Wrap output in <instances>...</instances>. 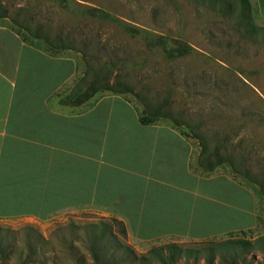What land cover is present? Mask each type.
<instances>
[{"label":"rangeland","instance_id":"1","mask_svg":"<svg viewBox=\"0 0 264 264\" xmlns=\"http://www.w3.org/2000/svg\"><path fill=\"white\" fill-rule=\"evenodd\" d=\"M226 1L233 2L234 14L203 0H0V25L50 55L71 57L76 75L82 70L80 50L99 57L100 63H114L109 82L133 90L122 97L140 114L146 105L159 109L158 124L187 134L198 174V137L211 161L217 154L231 159L237 170L226 162L211 175L204 173L217 176L210 183L185 185L182 195L168 192L182 206L177 221L164 222L163 228L188 231L190 237L137 241L125 223L126 234H121L114 213L73 210L43 221H0V247L5 248L0 264H76V258L91 264L87 232L95 225L100 230L102 223L109 227L106 238L115 237L138 257L168 244L197 251L196 242L206 238L214 243L246 240L254 246L246 264H264L258 242L264 237L263 197L243 177L249 171L264 181V18L255 0H248L247 20L240 16L238 0ZM160 38L174 40L177 44L169 45L185 48V54L169 57ZM30 248L35 249L31 262L26 259ZM109 248L116 258L124 255L113 244ZM206 254L199 253L196 262L195 255H181L176 264H206ZM131 264L160 263L148 258ZM212 264L226 263L216 257Z\"/></svg>","mask_w":264,"mask_h":264},{"label":"crops","instance_id":"2","mask_svg":"<svg viewBox=\"0 0 264 264\" xmlns=\"http://www.w3.org/2000/svg\"><path fill=\"white\" fill-rule=\"evenodd\" d=\"M255 2L264 18V0ZM76 72L71 57L50 55L0 25V221L97 209L118 215L137 241L190 237L163 228L182 206L168 192L182 195L183 186L217 176L192 174L191 144L169 126L141 125L120 96L80 111L58 105L54 97Z\"/></svg>","mask_w":264,"mask_h":264},{"label":"trees","instance_id":"3","mask_svg":"<svg viewBox=\"0 0 264 264\" xmlns=\"http://www.w3.org/2000/svg\"><path fill=\"white\" fill-rule=\"evenodd\" d=\"M203 1H207L211 5L216 4L222 10H228L230 13L232 12V14H234L236 10L233 6V2H227L226 0ZM238 2L241 6L240 16L242 20L249 19L250 12L248 8V0H238ZM246 13H248L247 16L244 15ZM245 25V34L247 35L249 28H251V24L248 21V23ZM169 43L177 44L174 40H172V42L171 40L163 41L162 38H160L159 45L164 48L165 53L169 57H176L185 54V48L179 47L175 49L173 45H169ZM79 53L82 70L78 75L74 77V79L69 85H66L63 88L64 91L62 96L60 94H57L54 97V99H59V101L57 102L58 105L76 108L80 111L81 109H89L93 107L101 98L105 97L103 95V93L105 92H108L110 95L120 97L127 93H134L133 90L127 85L118 82H109L108 78L111 77V73L116 67L114 63H100L99 57L95 55H89L83 50H80ZM159 111V109L146 105L145 109L141 112V114L138 115L139 123L144 126L158 124L159 120L161 119V114ZM178 132L182 137L187 140L188 136L186 133H184L183 131ZM198 139H200L201 141V150L196 160V167L197 169H201L202 173L198 174L196 168H194L192 163H190L189 169L192 174L199 175L202 177H210L209 175H211L218 166H221L226 162H228L229 166L234 168V164L231 159L226 158L225 160L224 158L217 156V154L213 156L214 161H211V155L209 154L205 142H203V139H201L200 137H198ZM235 171L237 170L235 169ZM204 173H207L209 175H204ZM243 177L253 183L262 194V212L264 213V181L256 180V175L252 174L249 171L244 172ZM112 221L121 226L120 232L122 235H125L126 231L124 229L123 222L117 219H112ZM101 225L102 226L100 230H98V226L95 225L93 226V230L87 232L88 236L86 238L88 243L87 246L91 255V264H131L135 263V261L146 262L148 261V258H154L160 264H176L180 260L181 255H186L188 257L190 255H195L196 262L199 259L198 254L203 252L207 253L205 258H203L206 264H212L216 257L224 261V263L226 264H237L238 262L241 264H246V255L254 247L252 243L246 240H226L223 242L214 243L212 242V239L206 238L203 241L196 242V245L199 246L197 251L180 249L175 244H168L162 248H153L149 250L148 257H138L133 253L132 249L129 246L120 244L115 237H111L113 240L106 238V233L108 232L109 227L107 224L104 223H102ZM247 231L251 232L252 230L248 229ZM240 234L245 235V231H240ZM258 242L261 245V250L264 252V237L260 238ZM112 244L115 248L117 247L123 252L124 255L122 257L116 258L112 254H109V245ZM70 247L72 248L73 246ZM4 249L5 248L0 247V252L4 251ZM34 255L35 249L30 248L29 255L26 258L27 261H34V258H32ZM75 263L84 264L83 260L78 258L75 259Z\"/></svg>","mask_w":264,"mask_h":264}]
</instances>
